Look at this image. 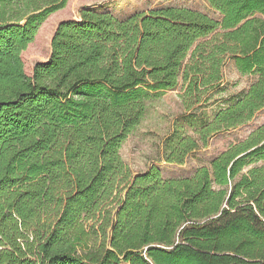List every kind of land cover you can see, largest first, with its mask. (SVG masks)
Instances as JSON below:
<instances>
[{
  "label": "trees",
  "instance_id": "16d2710c",
  "mask_svg": "<svg viewBox=\"0 0 264 264\" xmlns=\"http://www.w3.org/2000/svg\"><path fill=\"white\" fill-rule=\"evenodd\" d=\"M205 1L220 19L85 8L28 75L22 54L69 0H0V264H264V126L189 178L133 176L121 156L181 81L193 134L177 124L169 164L264 110V0ZM228 63L255 80L197 116Z\"/></svg>",
  "mask_w": 264,
  "mask_h": 264
},
{
  "label": "rangeland",
  "instance_id": "374dc122",
  "mask_svg": "<svg viewBox=\"0 0 264 264\" xmlns=\"http://www.w3.org/2000/svg\"><path fill=\"white\" fill-rule=\"evenodd\" d=\"M102 7L118 18H126L135 13L174 6L194 9L220 19L205 0H69L67 6L51 15L40 27L33 44L22 54L25 71L32 74L34 66L46 62L51 55V43L58 25L64 21H79L80 13L85 8ZM255 80L253 76H242L233 63H228L224 70L221 90L209 93L211 99H203L201 107L191 112L197 116L211 118L221 107L229 104L230 99L247 90ZM183 82L177 90L166 92L149 100L146 116L136 130L129 136L121 149V156L133 176L148 171L152 166L161 170L164 179L192 177L197 170L209 167L212 160L230 146L245 140L251 133L264 126V110L259 112L247 125L235 130L214 135L206 146H201L190 154L183 165L169 164L164 158V144L173 134L177 124L185 132L193 134L188 122L184 121L190 113L183 104Z\"/></svg>",
  "mask_w": 264,
  "mask_h": 264
}]
</instances>
